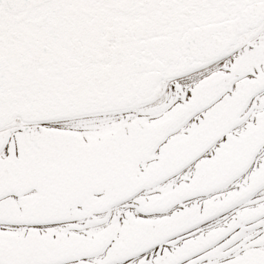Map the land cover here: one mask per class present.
<instances>
[{
    "label": "flooded vegetation",
    "instance_id": "af4514ba",
    "mask_svg": "<svg viewBox=\"0 0 264 264\" xmlns=\"http://www.w3.org/2000/svg\"><path fill=\"white\" fill-rule=\"evenodd\" d=\"M233 50L139 104L0 129V264H264V189L232 187L264 160V25Z\"/></svg>",
    "mask_w": 264,
    "mask_h": 264
},
{
    "label": "water",
    "instance_id": "95a60500",
    "mask_svg": "<svg viewBox=\"0 0 264 264\" xmlns=\"http://www.w3.org/2000/svg\"><path fill=\"white\" fill-rule=\"evenodd\" d=\"M262 22L264 0H0V126L136 104ZM245 184L246 196L264 186V162ZM236 200L230 194L207 216Z\"/></svg>",
    "mask_w": 264,
    "mask_h": 264
},
{
    "label": "bare ground",
    "instance_id": "6f19581e",
    "mask_svg": "<svg viewBox=\"0 0 264 264\" xmlns=\"http://www.w3.org/2000/svg\"><path fill=\"white\" fill-rule=\"evenodd\" d=\"M191 79H192V77L190 78V77H187V78H185L184 80H183V82H190L191 81ZM87 111V110H86ZM40 118H43V117H39V118H32V119H25V121L26 122H31V121H34V120H36V119H40ZM22 121H24V120H19V121H17V122H22ZM239 185V183H238V181L236 182V183H234L233 185H232V187H236V186H238ZM231 187V186H230Z\"/></svg>",
    "mask_w": 264,
    "mask_h": 264
},
{
    "label": "rangeland",
    "instance_id": "374dc122",
    "mask_svg": "<svg viewBox=\"0 0 264 264\" xmlns=\"http://www.w3.org/2000/svg\"><path fill=\"white\" fill-rule=\"evenodd\" d=\"M17 122V121H16ZM61 127V128H63V123L62 124H58V125H55V127Z\"/></svg>",
    "mask_w": 264,
    "mask_h": 264
}]
</instances>
